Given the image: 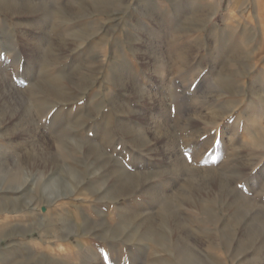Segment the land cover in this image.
<instances>
[{
    "label": "rangeland",
    "instance_id": "obj_1",
    "mask_svg": "<svg viewBox=\"0 0 264 264\" xmlns=\"http://www.w3.org/2000/svg\"><path fill=\"white\" fill-rule=\"evenodd\" d=\"M0 264H264V0H0Z\"/></svg>",
    "mask_w": 264,
    "mask_h": 264
}]
</instances>
